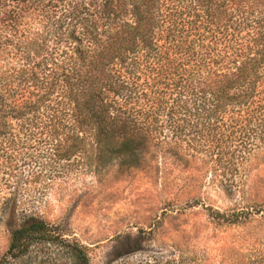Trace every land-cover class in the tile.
Wrapping results in <instances>:
<instances>
[{
    "label": "trees",
    "instance_id": "1",
    "mask_svg": "<svg viewBox=\"0 0 264 264\" xmlns=\"http://www.w3.org/2000/svg\"><path fill=\"white\" fill-rule=\"evenodd\" d=\"M50 1L55 41L43 61L31 65L37 50L23 62L32 73L19 83L26 90L2 83L0 136L12 132L9 119L44 104L60 113L66 136L91 137L103 165L133 168L171 149L240 193L253 150L264 145V0ZM74 147L71 154L85 150ZM247 209L218 215L239 224L253 213ZM9 226L0 264L24 257L34 243L65 242L33 213ZM74 249L78 264H89L83 246Z\"/></svg>",
    "mask_w": 264,
    "mask_h": 264
},
{
    "label": "rangeland",
    "instance_id": "2",
    "mask_svg": "<svg viewBox=\"0 0 264 264\" xmlns=\"http://www.w3.org/2000/svg\"><path fill=\"white\" fill-rule=\"evenodd\" d=\"M55 2L0 0V88L30 79L23 62L37 50L31 65L43 61L53 46L55 27L48 15ZM58 114L43 104L9 119L5 129L12 132L0 136V262L15 216L33 213L65 242L34 243L12 264H78L76 244L89 264H173V258L186 264H264L262 142L240 177L242 191L231 194L171 149L133 168L119 160L103 165L91 137L66 136ZM75 145L85 150L71 154ZM248 207L261 213L232 225L218 215L247 213Z\"/></svg>",
    "mask_w": 264,
    "mask_h": 264
}]
</instances>
